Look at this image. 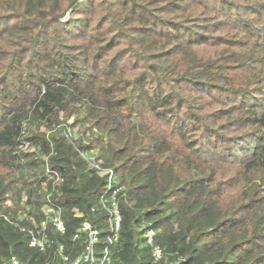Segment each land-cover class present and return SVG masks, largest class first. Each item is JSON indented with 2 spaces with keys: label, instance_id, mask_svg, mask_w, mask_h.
I'll return each mask as SVG.
<instances>
[{
  "label": "trees",
  "instance_id": "1",
  "mask_svg": "<svg viewBox=\"0 0 264 264\" xmlns=\"http://www.w3.org/2000/svg\"><path fill=\"white\" fill-rule=\"evenodd\" d=\"M84 220L109 264H264V0H0V264L76 257Z\"/></svg>",
  "mask_w": 264,
  "mask_h": 264
},
{
  "label": "built area",
  "instance_id": "2",
  "mask_svg": "<svg viewBox=\"0 0 264 264\" xmlns=\"http://www.w3.org/2000/svg\"><path fill=\"white\" fill-rule=\"evenodd\" d=\"M66 135L72 138V134L70 133L69 129L67 128ZM74 138V137H73ZM28 148V146L25 145ZM30 150L33 148L29 146ZM80 157L88 164L90 168H92L96 174L100 177L104 178V192L111 191V196L109 201L104 197H101L99 200L100 207L106 211L107 217V225H108V242L117 239V232L120 226L121 221V214L118 208L117 200H116V191L117 189H113L114 187V172L110 167L104 166L103 162L100 158L96 157V150H80L77 149ZM49 178H54L56 181H64L60 175L57 173H53L49 175ZM48 197V195H47ZM48 200V199H47ZM45 217L40 221H35L32 217H28L27 221L29 222L30 226H21V230L27 231L29 238H28V245L30 247L36 248L39 251H45V249L50 245L51 241L47 234V226L51 224L54 229L60 233L64 231V225L60 216L59 209L55 208L54 206L47 204L43 208ZM76 215H79L76 210H74ZM20 215V214H19ZM22 219V216L19 219ZM13 222V221H11ZM79 233L85 234V240L83 243L82 251L76 256L71 257L69 254H65L63 252V246H57V254L59 256V264H109V256H108V247L105 246L103 249L96 251L95 243L98 240V230L92 226V224L84 220L78 232L74 235L76 238ZM152 230H148L145 233L146 242L148 244L152 243ZM161 249L157 246L152 247V255L154 259H158L161 257ZM7 264H36L29 261H21L13 255L8 256L6 260Z\"/></svg>",
  "mask_w": 264,
  "mask_h": 264
},
{
  "label": "rangeland",
  "instance_id": "3",
  "mask_svg": "<svg viewBox=\"0 0 264 264\" xmlns=\"http://www.w3.org/2000/svg\"><path fill=\"white\" fill-rule=\"evenodd\" d=\"M66 17H67V14H65V15L61 18V20H62V21L65 20ZM204 51H206V50H204ZM67 123H69V124L71 123V124H72V119L69 118V119L67 120ZM69 131H70V133L72 134L73 137H77V136H79V132H80V130H79V126H77V125H73V124H72V126L69 127ZM93 149H94V148H93ZM93 149H92V150H93ZM94 150H96V149H94ZM7 205L10 206V202H7Z\"/></svg>",
  "mask_w": 264,
  "mask_h": 264
}]
</instances>
